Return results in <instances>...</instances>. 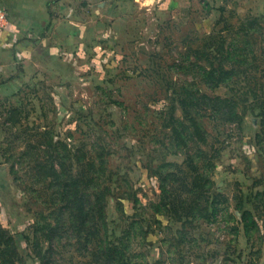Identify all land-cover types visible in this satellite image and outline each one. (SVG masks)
Instances as JSON below:
<instances>
[{
	"label": "rangeland",
	"instance_id": "obj_1",
	"mask_svg": "<svg viewBox=\"0 0 264 264\" xmlns=\"http://www.w3.org/2000/svg\"><path fill=\"white\" fill-rule=\"evenodd\" d=\"M99 1L0 38V264H264L263 2Z\"/></svg>",
	"mask_w": 264,
	"mask_h": 264
},
{
	"label": "crops",
	"instance_id": "obj_2",
	"mask_svg": "<svg viewBox=\"0 0 264 264\" xmlns=\"http://www.w3.org/2000/svg\"><path fill=\"white\" fill-rule=\"evenodd\" d=\"M51 0H0V5L4 7L9 15L10 19V25L7 30H4L0 32V38L5 39L6 45L10 42L11 39H17V44L20 45L21 42L23 44V41L20 37H23L26 33H29V31H41L45 30L47 28H53L56 27V22H58V19L55 18L54 20L51 17V12L49 11V3ZM102 1V0H101ZM99 1V2H101ZM113 0H109V7L114 8V3L111 2ZM130 1V0H128ZM67 2H71V4H75L76 7L79 6H85L89 5L91 0H67ZM76 2V3H75ZM263 2V6H261L260 9L261 13H264V0H261ZM123 0H117V5L122 6ZM51 5V4H50ZM77 10V8H76ZM75 10V12H76ZM260 13V14H261ZM79 14V8L76 14H74L72 17L74 19H77ZM117 19L112 17L110 19V22H112V25H114L117 21V24L121 22H128L127 21V15H129L127 12H122L117 7ZM115 15V16H116ZM78 21V20H77ZM97 21H99L97 19ZM103 22H105V18L102 19ZM84 20H81L79 29H84ZM118 26V25H117ZM69 36H73V34H70ZM11 38V39H9ZM26 41V40H25ZM10 45V44H9ZM26 48V46H24Z\"/></svg>",
	"mask_w": 264,
	"mask_h": 264
},
{
	"label": "built area",
	"instance_id": "obj_3",
	"mask_svg": "<svg viewBox=\"0 0 264 264\" xmlns=\"http://www.w3.org/2000/svg\"><path fill=\"white\" fill-rule=\"evenodd\" d=\"M10 25L9 15L4 7L0 5V32L7 30Z\"/></svg>",
	"mask_w": 264,
	"mask_h": 264
},
{
	"label": "trees",
	"instance_id": "obj_4",
	"mask_svg": "<svg viewBox=\"0 0 264 264\" xmlns=\"http://www.w3.org/2000/svg\"><path fill=\"white\" fill-rule=\"evenodd\" d=\"M13 264V263H12Z\"/></svg>",
	"mask_w": 264,
	"mask_h": 264
}]
</instances>
